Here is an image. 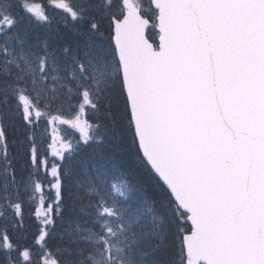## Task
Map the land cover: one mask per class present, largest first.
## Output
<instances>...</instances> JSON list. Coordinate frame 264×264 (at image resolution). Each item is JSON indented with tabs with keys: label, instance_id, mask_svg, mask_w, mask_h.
Masks as SVG:
<instances>
[{
	"label": "snow or ice",
	"instance_id": "obj_1",
	"mask_svg": "<svg viewBox=\"0 0 264 264\" xmlns=\"http://www.w3.org/2000/svg\"><path fill=\"white\" fill-rule=\"evenodd\" d=\"M49 7L88 39L30 41L47 10L0 0V264H264V0ZM59 125L117 140L146 183L113 164L65 185L56 160L79 149ZM37 201L21 244L10 233Z\"/></svg>",
	"mask_w": 264,
	"mask_h": 264
},
{
	"label": "trees",
	"instance_id": "obj_2",
	"mask_svg": "<svg viewBox=\"0 0 264 264\" xmlns=\"http://www.w3.org/2000/svg\"><path fill=\"white\" fill-rule=\"evenodd\" d=\"M36 2L43 5L52 19L50 26H29L27 28V32L30 41L35 37H39L40 39L47 38L49 45L59 50L65 46L76 47L77 45L83 44L88 39L86 32L83 29L77 30V27L73 25L70 19L68 24H65L59 18V15H54L56 10L49 7L50 0H36ZM105 35H107V31L105 32ZM66 127L68 128L67 125ZM46 128L47 126L45 122L42 124L40 132L37 135V144L42 155L47 151V142H50L49 133L51 132V129L47 128V135H45ZM69 130L62 131L61 136L66 135L64 139L68 138L70 134ZM70 132L72 133V130H70ZM75 136L76 138L73 137L72 139H75L76 141L78 140V136ZM8 138L10 151L15 154L18 146L12 145L11 142L13 139H18L19 137H17L14 130L9 129ZM74 146L77 147L79 151L74 152L70 160L66 159L63 162L56 160V163H62L65 167H70L72 170L73 176L65 180V185L72 183L77 177L85 178V175L88 177L94 176L96 170L101 168H110L113 164L117 165L122 171L127 173L124 178L130 185L140 187L146 183L141 171L136 167L134 159L122 149L121 144L117 140H113L110 137L105 136L96 140H91L87 145H84L83 143L78 145L76 141ZM49 159L52 160L53 158L49 156ZM19 166L20 164L17 162V167L19 168ZM44 188L48 193L47 185H45ZM47 193L45 192L46 196ZM37 206L38 203H25V227L15 233H10L13 235V239L15 241L21 244L31 242L33 232L39 224V221L35 217V208ZM0 223H2V221H0ZM57 225H59V221H57ZM25 237H27V239H25Z\"/></svg>",
	"mask_w": 264,
	"mask_h": 264
},
{
	"label": "rangeland",
	"instance_id": "obj_3",
	"mask_svg": "<svg viewBox=\"0 0 264 264\" xmlns=\"http://www.w3.org/2000/svg\"><path fill=\"white\" fill-rule=\"evenodd\" d=\"M58 127H59V129H60L61 134H62V131H63V130H64V131H67V130H69V129L72 130V133H71L70 130H69V133H70V134H69L68 138L65 139V140H66V141H71V142L73 143V145H75V142L79 140V133L76 132L74 129H71V128H69V127L67 128L66 125H59ZM49 134H51V132H50ZM75 135L78 136V140H76V141H75V139H72L73 137L76 138ZM62 137L65 138L66 135H63ZM47 139H48V138H47ZM80 144H81V143H80ZM80 144H78V145H80ZM45 192L47 193V191H46L45 188H44V193H45ZM36 203H38V201H37Z\"/></svg>",
	"mask_w": 264,
	"mask_h": 264
}]
</instances>
